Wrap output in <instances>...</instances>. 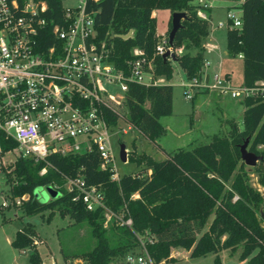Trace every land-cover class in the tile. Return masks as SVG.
<instances>
[{
	"label": "trees",
	"instance_id": "trees-1",
	"mask_svg": "<svg viewBox=\"0 0 264 264\" xmlns=\"http://www.w3.org/2000/svg\"><path fill=\"white\" fill-rule=\"evenodd\" d=\"M22 4L25 0H17ZM47 7L41 12L52 22L63 19V0H45ZM194 0H87V9L94 10L98 37L111 30L113 46L110 59L115 66L127 72L126 61L133 58L132 48L137 46L153 60L154 76L169 80L172 60L155 53L158 39L156 16L158 8L183 11L181 26L176 31L172 48L175 61L186 78L198 76L204 64L203 40L209 31V19L197 14ZM241 26L226 30V52L230 56L241 53L243 84L252 86L264 81V0H244L241 5ZM133 28L132 35H118ZM171 28V14L168 33ZM51 40V39H50ZM48 40L47 43L50 42ZM195 51L191 52L190 48ZM178 48H184L182 52ZM171 83H141L128 81L124 93L126 122L149 142L165 153L158 161L150 154L138 152L134 141L127 160L151 168L149 177L122 173L118 179L111 177L109 167H100L98 152L62 155L51 153L46 160L18 154L5 168V181L9 184L11 199L28 194L17 205V216L32 215L48 210L46 220L57 212L73 222L85 220L91 228L95 244L87 250L63 253V263L72 257H85L89 264H110L124 259L130 251H137V233H150L154 239L146 242V250L153 264L173 260L171 248L182 246L189 256L216 253L222 249H240L239 256L247 258L246 264H264V197L261 190L249 181V171L241 159L240 145L247 139L248 150L258 155L251 167L257 182L264 186V96L250 95L241 100L244 105L242 128L230 121L228 135L213 134L210 140L191 147H177L166 151L157 138L165 132L160 116L172 112ZM103 118L112 127L117 126L119 113L102 105ZM3 149L14 147L13 139L0 137ZM45 167L44 172L40 170ZM82 175L89 185H96L104 193L106 206L114 212L130 216L132 225H118L111 219L104 225L102 207L87 209L76 191L65 187L66 177ZM154 182L167 181L168 187L144 191ZM169 182V183H168ZM52 184L58 196L40 200L32 191L38 185ZM157 188V187H156ZM134 192L138 193L133 197ZM2 209V205L0 204ZM2 211V222L10 220ZM107 228L114 230L111 239ZM40 236L34 225L27 221L15 231L10 244L17 249L29 247L28 264H42L37 248ZM123 259L117 264H122ZM58 264V263H54Z\"/></svg>",
	"mask_w": 264,
	"mask_h": 264
},
{
	"label": "built area",
	"instance_id": "built-area-1",
	"mask_svg": "<svg viewBox=\"0 0 264 264\" xmlns=\"http://www.w3.org/2000/svg\"><path fill=\"white\" fill-rule=\"evenodd\" d=\"M213 1L194 0L197 14L208 18L207 10ZM224 1L227 26L240 27V5L244 0ZM46 7L45 0H25L22 4L17 0H0V137L17 142L7 149L0 142V165L12 163L14 158L8 155L14 153L37 161L46 160L51 153L67 155L95 149L100 167H109L111 177L118 179L121 173L116 169L111 146V132L116 126L106 123L102 105L116 110L113 104L124 99L128 81L160 83L161 78L153 74L152 58L137 46L132 48L134 57L126 61L127 72L115 66L110 59V38L114 33L109 30L98 37L95 11L87 9V0L63 3L61 22H52L42 15ZM221 25L219 22L218 26ZM122 34L125 33L118 35L123 37ZM158 35L155 53H174L168 33ZM214 46L208 45L210 49ZM229 78L225 72L210 75L201 71L182 82L184 95L191 98L197 88L216 90L241 100L250 95L264 96V81L258 80L252 86L233 85ZM107 83L119 84L121 92L111 93ZM44 171L45 167L40 170ZM65 187L75 190L74 198L81 197L87 209L102 207L105 226L111 219L118 225H132L131 217L109 209L103 191L87 184L82 175L66 177ZM132 196L137 197L138 193ZM27 197L24 194L15 200L20 203ZM8 204L5 199L1 202L2 206ZM137 239L138 250L128 252L123 263L153 264L145 244L154 237L148 232L137 233Z\"/></svg>",
	"mask_w": 264,
	"mask_h": 264
},
{
	"label": "rangeland",
	"instance_id": "rangeland-1",
	"mask_svg": "<svg viewBox=\"0 0 264 264\" xmlns=\"http://www.w3.org/2000/svg\"><path fill=\"white\" fill-rule=\"evenodd\" d=\"M80 0H63L66 5L78 3ZM227 2L224 0H215L210 10H207L209 16V31L203 40L205 63L201 71L209 73L225 72L230 73V82L233 85H239L243 82L242 59L238 55L230 56L226 52V30H227ZM238 12V10H237ZM156 23L159 30H167L168 28V9L158 8L155 10ZM222 22L221 26L218 23ZM209 43H214L213 48H209ZM184 48L177 51L182 52ZM191 52L195 48H190ZM173 64L172 76L169 83L173 86L172 93V112L162 115L159 121L165 128V132L161 134L157 141L166 151H171L177 147H191L197 143L210 140L213 134L228 135L230 125L233 121L242 128V116L244 105L241 99L232 98L228 94L220 93L210 89H193L191 98L184 95L183 81L187 78L175 60ZM107 89L111 93L121 92L119 84L107 83ZM231 99V100H230ZM113 106L119 113L117 126L111 132V146L115 152V166L119 174L132 173L149 177L152 169L126 160L122 161L119 157V143H125V149L131 150V142L134 141L138 152L150 154L154 159L161 161L165 159V153L152 142H149L135 128L129 125L124 115L127 113V107L122 100L120 103L114 102ZM250 141H247L246 148H249ZM18 154L8 155L15 158ZM7 156V157H8ZM6 164L0 165V204L5 199L9 204L0 208V264H28L29 247L24 251L17 249L10 244L15 231L22 226L23 223L29 221L40 236V242L37 245L38 251L42 258V264H62V254H70L90 249L95 244V238L91 233L90 225L85 221L73 222L68 216H61L55 212L49 221L46 220L48 210L43 215L35 213L32 215L17 216L19 204L15 198L9 196V184L5 181ZM249 171V181L258 187L264 197V186L257 182V174L252 171L251 165L246 164ZM151 183L144 191L153 189H163L168 187L167 181ZM169 183V182H168ZM157 187V188H156ZM45 193L48 198H54L60 193L52 184L36 186L32 194L40 200L45 199ZM2 211L6 217L11 219L2 222ZM111 220L108 221L107 227ZM114 230L107 228L106 235L111 239L114 237ZM111 242H113L111 240ZM138 248H136L137 250ZM241 248L234 251L222 249L218 252V263L216 262V253L209 252L204 255L189 256V252L182 246L172 248L175 257L173 260H162L158 264H246L247 258L239 256ZM123 259V258H122ZM115 259L110 264H117L119 260ZM124 261V259H123ZM78 262L79 264H89L85 257H72L67 259L68 264ZM77 263V264H78Z\"/></svg>",
	"mask_w": 264,
	"mask_h": 264
},
{
	"label": "water",
	"instance_id": "water-1",
	"mask_svg": "<svg viewBox=\"0 0 264 264\" xmlns=\"http://www.w3.org/2000/svg\"><path fill=\"white\" fill-rule=\"evenodd\" d=\"M185 16V13L183 11H173L171 13V28L168 32V42L170 45H172L173 37L178 30V28L181 26V18ZM133 28H130L129 31L125 34H122L123 37H128L132 34ZM163 58H169L171 60H175L176 56L173 52L165 51L162 54ZM247 139L240 145V151H241V159L248 165L253 166L256 161L258 160V155L253 153L252 151L248 150L246 148ZM119 157L122 161L127 160V152L125 149V143L120 142L119 143ZM45 199H48V195L45 193ZM124 264V263H122Z\"/></svg>",
	"mask_w": 264,
	"mask_h": 264
},
{
	"label": "crops",
	"instance_id": "crops-1",
	"mask_svg": "<svg viewBox=\"0 0 264 264\" xmlns=\"http://www.w3.org/2000/svg\"><path fill=\"white\" fill-rule=\"evenodd\" d=\"M156 10V9H155ZM155 10H153V14H154V12H155ZM208 10H210V8L208 9ZM168 12H169V17H170V14H171V12H170V10L168 9ZM168 20H169V18H168ZM156 31L158 32V33H162V32H165V30H159L158 29V27L156 26ZM238 55V54H237ZM205 56V55H204ZM239 57H241L240 55H238ZM173 64V63H172ZM225 73H227L228 75H230V73H229V71H225ZM157 77H159V78H161V80H160V83H164V82H168L169 83V80H166L163 76H157ZM242 84V83H241ZM231 100V99H230ZM243 110H244V107H243ZM12 239V238H11ZM39 243V242H38ZM38 243H37V245H38ZM22 251H24L25 250V248L24 249H21ZM188 252H189V250H188ZM171 253H172V248H171V251H170V255H171ZM173 256V255H172ZM43 262V261H42ZM44 263V262H43ZM78 262H76V264H77ZM79 264V263H78Z\"/></svg>",
	"mask_w": 264,
	"mask_h": 264
}]
</instances>
